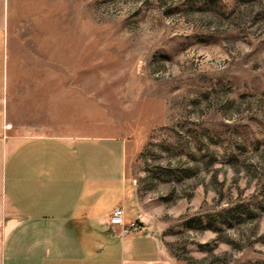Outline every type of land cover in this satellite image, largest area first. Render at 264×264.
Masks as SVG:
<instances>
[{
    "label": "rangeland",
    "instance_id": "obj_1",
    "mask_svg": "<svg viewBox=\"0 0 264 264\" xmlns=\"http://www.w3.org/2000/svg\"><path fill=\"white\" fill-rule=\"evenodd\" d=\"M0 26L12 133L126 137L164 257L264 264V0H0Z\"/></svg>",
    "mask_w": 264,
    "mask_h": 264
},
{
    "label": "crops",
    "instance_id": "obj_2",
    "mask_svg": "<svg viewBox=\"0 0 264 264\" xmlns=\"http://www.w3.org/2000/svg\"><path fill=\"white\" fill-rule=\"evenodd\" d=\"M0 26V264H174L155 237L109 215L131 187L122 135H19L8 125V47Z\"/></svg>",
    "mask_w": 264,
    "mask_h": 264
},
{
    "label": "built area",
    "instance_id": "obj_3",
    "mask_svg": "<svg viewBox=\"0 0 264 264\" xmlns=\"http://www.w3.org/2000/svg\"><path fill=\"white\" fill-rule=\"evenodd\" d=\"M109 222L111 225L119 226L121 233H127L131 230H137L138 224L137 221H131L127 224L124 223V209L121 204L116 205L110 215Z\"/></svg>",
    "mask_w": 264,
    "mask_h": 264
}]
</instances>
